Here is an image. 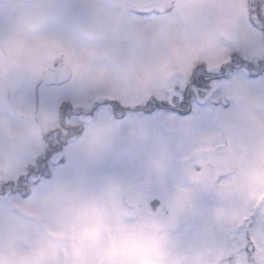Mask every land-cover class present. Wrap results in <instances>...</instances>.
I'll list each match as a JSON object with an SVG mask.
<instances>
[{
	"label": "rangeland",
	"instance_id": "obj_1",
	"mask_svg": "<svg viewBox=\"0 0 264 264\" xmlns=\"http://www.w3.org/2000/svg\"><path fill=\"white\" fill-rule=\"evenodd\" d=\"M91 1L95 9L90 7ZM58 2L61 0H18L14 2L18 7L16 11L0 9V22L5 20V16L11 20L7 29L0 23V100L9 81L24 76L30 80L40 79L43 69L60 57L72 68L73 80L85 96L90 90L103 87L110 75L109 67L103 64L93 69L98 61H107L117 68L119 75L112 77L113 91L127 94L129 78L135 77L147 92L163 87L175 69L183 68L190 59H206L215 65L219 55L226 50L219 46L217 35L232 40L230 22L234 16L225 11L230 10L233 0H185L178 13L171 16L172 21L167 20L166 23L165 19L160 25L155 23L156 20L144 22L135 19L127 23L121 19L112 20L109 0H79L87 14V19L81 24L83 38H65L66 46L61 48L41 38L49 6ZM194 36H199V43H191ZM161 43L171 50L167 58H161ZM174 59L179 60L172 64L170 60ZM254 102L264 104V98L246 86L239 96L238 107L231 115L256 117L264 128V115L254 111ZM15 107L21 110L19 103ZM23 115L26 121L31 120L29 111H23ZM54 126L51 117L40 123L15 125L0 117V172L7 175L23 171L29 162L27 157L44 148L41 132ZM168 127L185 130L183 125L171 121ZM239 131L231 135L236 136ZM241 133L244 135L245 131ZM257 135L260 144L264 134L258 132ZM131 140L140 143L139 148H144L137 157L142 165L138 168L137 182L143 185L140 190L133 188L124 176L91 186L69 176L48 186L31 201H17L10 206L0 204V260L5 264H82L74 255L79 251L81 239L92 251L97 264H218L224 252L216 248L211 239V229L207 234H192L182 239L174 235L176 218L193 211L191 192L185 185V179L190 180L195 174L190 169H185L179 176L176 174L170 163L172 155L157 129L145 133L135 125L123 128L107 122L102 127L90 128L85 139L68 151L74 160L87 163L105 155H114V146L118 148L116 154L126 153ZM228 155L231 154L228 152ZM228 155L205 158V163L210 161V165L217 167L203 169L198 174L199 190L211 192L218 201L229 203L233 198L251 199L255 196L257 201L264 198V160L252 163V155L243 154L242 161H251L248 164L250 170L235 169L231 172L236 161L229 159ZM132 159L127 162L126 156V165H133ZM159 165L162 168L157 169ZM222 173H228L229 179L217 185L216 178ZM155 184L158 189H155ZM145 190L158 192L172 215L163 216L146 208H138L132 215L119 214L118 209L124 199L137 205L145 202L133 198L134 193L141 196ZM98 214L102 216V223L97 222ZM86 224L93 227L89 230L84 227ZM81 229L86 236L94 231L101 243L92 244L85 240L90 238L81 236ZM125 230H135L151 243H112V238ZM108 231L110 242L106 237L101 238Z\"/></svg>",
	"mask_w": 264,
	"mask_h": 264
},
{
	"label": "snow or ice",
	"instance_id": "obj_2",
	"mask_svg": "<svg viewBox=\"0 0 264 264\" xmlns=\"http://www.w3.org/2000/svg\"><path fill=\"white\" fill-rule=\"evenodd\" d=\"M50 7L41 33L43 41L65 47V38H83L81 24L87 14L79 0H61ZM132 14L139 20L151 22L154 18L173 11L168 6L163 11L149 4L133 8ZM250 39L234 42L217 35L220 47L226 49L223 62L210 65L206 59L193 62L185 73L173 72L165 80L163 87L147 92L135 77H130L127 94L112 90V77L119 75L115 65L98 61L93 69L102 64L108 66L110 75L101 88L90 90L85 96L71 75L62 76L57 69L64 63L63 57L54 59L50 73L37 80L18 77L9 81L3 89L0 100V117L10 124L40 123L51 117L54 127L41 132L44 148L41 152L27 157L23 171L16 174L0 172V204L10 206L13 202L31 201L38 193L66 177L81 179L85 185H94L104 180H116L122 176L140 190L139 169L127 168L126 157L105 155L87 163L74 160L69 149L79 144L89 134V129L102 127L107 122L129 128L144 123L159 131L172 155L171 167L179 176L185 169L195 175L185 179L191 192L193 211L176 218L174 235L182 239L192 234H207L211 229V239L217 249L226 255L218 264H264V198L253 196L233 198L231 203L218 201L211 192L199 190L198 174L203 171L199 163L202 150L212 148V155L243 154L246 142L243 133L232 136L228 130L226 117L233 111L234 103L226 95L229 86L239 81L251 91L264 98V0H244V10L239 17ZM7 29L11 20H4ZM207 27V26H206ZM191 43H199L194 36ZM161 58L171 55L168 45L160 44ZM20 104L21 110L16 109ZM31 113L26 121L23 111ZM184 126V131L169 129L168 122ZM229 179L228 173L216 178L221 185ZM138 208L163 216L172 215L163 197L156 191L145 194V202L137 205L126 199L121 201L119 214L132 215ZM102 223V216L97 215ZM84 227L89 230L92 224ZM81 236L86 233L81 229ZM116 245H147L151 241L136 232L125 230L112 238ZM0 264H5L0 260Z\"/></svg>",
	"mask_w": 264,
	"mask_h": 264
},
{
	"label": "flooded vegetation",
	"instance_id": "obj_3",
	"mask_svg": "<svg viewBox=\"0 0 264 264\" xmlns=\"http://www.w3.org/2000/svg\"><path fill=\"white\" fill-rule=\"evenodd\" d=\"M18 0H0V9H8L10 12L16 11V9L18 8L17 5H14ZM31 1V0H26V2ZM33 1V0H32ZM185 0H109V7H110V19H121L120 21L127 23V22H131L135 19H138L136 16H134L132 14V9L139 7L141 5L144 4H149L153 7H157L159 9H161V11H163L165 8H167L168 6H172L173 7V11L170 14H166L160 17H156L153 20H156V24L160 25L162 24L163 20H165L166 23H168L167 20L172 21V17L174 14H177L179 9H181V7L184 5ZM92 3V1H91ZM231 8L229 11H225V13L230 16H234V19L231 20L230 22V31H232V41L234 42H239L240 39H250V34L248 33V30L246 28V26L240 22L239 17L241 16L243 10H244V0H233V3L231 4ZM90 7L93 9H95V5L92 3L90 5ZM8 12V11H6ZM113 12V13H112ZM5 20L8 19L9 20V16H5L4 17ZM171 18V19H170ZM225 53L226 50L224 51L223 54L219 55V58L216 62L217 63H221L223 62V59L225 58ZM179 59H174V60H170L172 62V64H175L176 61H178ZM182 62L183 60L180 59ZM197 60H201V59H190L188 61H186L183 65V68H176L174 72H184L187 70V68H189L191 66V64ZM189 63V64H188ZM212 65V64H210ZM215 66V65H212ZM52 67V63L45 67L43 69V76H44V72L47 69H50ZM70 67V66H69ZM71 71H72V78L74 77V72L72 70V68L70 67ZM61 74V73H60ZM164 86V85H163ZM246 85L236 81L233 83V85L229 86L226 95L233 101L234 103V108H233V113L235 111V107H238V100H239V96L241 94L242 91H244ZM253 107H254V111H257L259 113H262L264 115V104L258 105L256 102L253 103ZM232 113H229L228 116L226 117L227 121H228V130L230 132V134H232L233 132H237V130H240L239 133H241L242 131H245L244 134V139L246 142V147L245 150L243 152V154H248V155H252L253 161L252 163H257L259 159L264 160V139L260 142H258V139L256 138V135L258 132H261V134H264V128H263V123L258 122V118L256 117H240L237 115H231ZM237 125L240 126V128H237ZM135 127H137L138 130L142 131L144 130L145 133H147V131H154V127H151L147 124H144L142 122L135 124ZM156 129V128H155ZM257 132V133H256ZM235 134V133H234ZM259 135V134H258ZM257 135V137H258ZM139 144L133 140L130 141L129 143V148L127 149L126 153L122 154L123 156H127L128 157V161L130 162V158L133 161V165H126V167H137L140 168L142 167L141 164H139V162L137 161V157L138 155L142 152V150H144V148H139ZM260 145V147H259ZM259 147V148H258ZM210 151V155L213 157H219V156H227L228 154H220V155H212V152L214 151V149L212 148H205L202 150L201 153V159L199 160V163L202 164L203 169H207V168H211V167H217L216 165H210L209 162H204L205 158L209 157V152ZM229 159H234L236 161V164L233 165V167L231 168L232 170H230L231 172L234 171L235 169H239L240 171H245V170H250L248 167L249 162L251 161H242L241 156H244L243 154L239 157L235 156L234 154L231 153V150H229ZM132 156V157H131ZM230 161V160H229ZM242 161V162H241ZM256 161V162H255ZM141 165V166H140ZM162 168V165L157 166V169ZM253 168H251L252 170ZM157 184V183H156ZM155 184V189H158L157 185ZM169 189H171L169 187ZM147 192H149L148 190L142 191L141 196H135V193L133 195V198L135 200H137L138 202L145 200V195ZM141 197V198H140ZM94 231L92 233V235H87L86 237L90 238V240H87L90 243H101L100 240L97 241V235H94ZM107 235H103L101 236V238H107V240L110 242V233L109 231L107 232ZM50 236L54 237L53 235H51L49 233ZM95 238V239H94ZM78 243V242H77ZM97 246V245H96ZM78 247H79V251L76 252L74 255L76 258L79 259V261L77 262H82V264H88V261L91 262V264H97L94 261V256L92 251H90V249L86 248V243L84 242V240H79L78 243ZM83 247V248H82ZM90 247V245H89ZM224 255H226V253H224ZM223 255V256H224ZM103 264V262L101 263Z\"/></svg>",
	"mask_w": 264,
	"mask_h": 264
},
{
	"label": "water",
	"instance_id": "obj_4",
	"mask_svg": "<svg viewBox=\"0 0 264 264\" xmlns=\"http://www.w3.org/2000/svg\"><path fill=\"white\" fill-rule=\"evenodd\" d=\"M50 70H51V68L45 70L44 76H46L47 74H49L50 73ZM57 72L58 73H61L62 76H68V75H71L72 76L71 69L69 68L68 65H66L64 63L61 65V67L59 69H57Z\"/></svg>",
	"mask_w": 264,
	"mask_h": 264
}]
</instances>
